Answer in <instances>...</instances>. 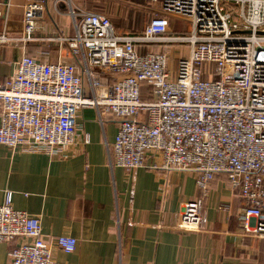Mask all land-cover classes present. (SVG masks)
<instances>
[{
	"label": "built area",
	"instance_id": "built-area-1",
	"mask_svg": "<svg viewBox=\"0 0 264 264\" xmlns=\"http://www.w3.org/2000/svg\"><path fill=\"white\" fill-rule=\"evenodd\" d=\"M148 1L159 9L142 34L117 33L103 13L74 11L75 33L62 40L78 63L21 57L0 84V143L73 155L91 141L78 117L94 107L102 124L118 125L113 167L193 172L204 193L224 173L243 202L245 233L264 238V0ZM42 13L26 3V39ZM172 18L190 32L171 30ZM153 43L177 47L174 62L163 50L138 49ZM201 204H184L178 229L202 228ZM0 242L8 264H58L55 248L77 246L71 235L47 239L11 190L0 202Z\"/></svg>",
	"mask_w": 264,
	"mask_h": 264
},
{
	"label": "crops",
	"instance_id": "crops-1",
	"mask_svg": "<svg viewBox=\"0 0 264 264\" xmlns=\"http://www.w3.org/2000/svg\"><path fill=\"white\" fill-rule=\"evenodd\" d=\"M30 1L43 5V13L26 39L24 7ZM101 1L0 0V84L23 56L77 62L62 38L75 33L73 12L79 9L109 16L117 33L144 32L145 26L134 33L120 29ZM171 20L181 32L179 21ZM149 45L138 49L146 52ZM155 45L160 48L153 51L171 58L179 53L173 45ZM78 124L91 141L69 156L12 152L0 143V202L11 190L14 206L39 217L47 239H77L71 252L55 248L58 264H264V238L245 233L243 202L226 174L215 175L204 193L193 172L113 167L109 150L117 122L102 124L96 108L85 107ZM197 198L206 217L202 228L178 229L184 204ZM8 254L0 242V264H8Z\"/></svg>",
	"mask_w": 264,
	"mask_h": 264
},
{
	"label": "rangeland",
	"instance_id": "rangeland-1",
	"mask_svg": "<svg viewBox=\"0 0 264 264\" xmlns=\"http://www.w3.org/2000/svg\"><path fill=\"white\" fill-rule=\"evenodd\" d=\"M101 4L106 11L115 15V22L120 29L130 32H136L143 26L146 27L150 19L158 14L159 9L157 5L148 0H105L101 1ZM179 28L181 33L188 34L191 26L181 21L179 22ZM171 30H174L173 25H171ZM154 46L160 48L159 45ZM180 49L182 50V47ZM183 53H187V48L184 47ZM172 60L174 62L175 58H172Z\"/></svg>",
	"mask_w": 264,
	"mask_h": 264
},
{
	"label": "trees",
	"instance_id": "trees-1",
	"mask_svg": "<svg viewBox=\"0 0 264 264\" xmlns=\"http://www.w3.org/2000/svg\"><path fill=\"white\" fill-rule=\"evenodd\" d=\"M172 21V20H171ZM174 24V22H171V25H173ZM175 32H177V31H175ZM131 33H134V32H131ZM155 44H151V45H149V46H147V47H149L148 49L149 50H158V48L156 47V46H154Z\"/></svg>",
	"mask_w": 264,
	"mask_h": 264
}]
</instances>
